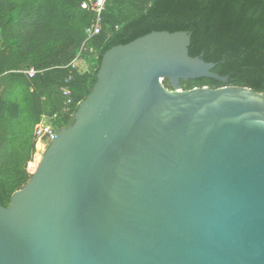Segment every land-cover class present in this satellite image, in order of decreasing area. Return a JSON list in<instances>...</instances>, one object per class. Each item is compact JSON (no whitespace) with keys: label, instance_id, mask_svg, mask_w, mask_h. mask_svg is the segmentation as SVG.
Segmentation results:
<instances>
[{"label":"water","instance_id":"water-1","mask_svg":"<svg viewBox=\"0 0 264 264\" xmlns=\"http://www.w3.org/2000/svg\"><path fill=\"white\" fill-rule=\"evenodd\" d=\"M190 40L152 31L102 55L0 204V264H264V93L227 84ZM201 77L223 85H180Z\"/></svg>","mask_w":264,"mask_h":264},{"label":"trees","instance_id":"trees-1","mask_svg":"<svg viewBox=\"0 0 264 264\" xmlns=\"http://www.w3.org/2000/svg\"><path fill=\"white\" fill-rule=\"evenodd\" d=\"M84 0H0V204L29 180L37 165L35 131L43 116L54 127L61 114V88L73 106L96 82L102 55L152 31H187L191 56L215 63L212 72L229 85L264 93V0H108L100 32L87 37L94 15ZM79 56L85 68L69 64ZM38 72L28 77L24 72ZM42 71V72H39ZM70 77L68 83L66 80ZM168 86V80H165ZM183 89L222 86L208 77L181 80ZM6 148L3 154L1 148ZM29 162L33 163L30 166Z\"/></svg>","mask_w":264,"mask_h":264},{"label":"built area","instance_id":"built-area-1","mask_svg":"<svg viewBox=\"0 0 264 264\" xmlns=\"http://www.w3.org/2000/svg\"><path fill=\"white\" fill-rule=\"evenodd\" d=\"M108 0H84L81 2V8L91 12L94 15V19L91 22L90 26L86 28L85 32L87 37H92L100 32L101 29V14L104 9L105 3ZM81 58L79 56L75 57L71 62L70 66L72 68H77L78 67V61ZM28 77H33L38 71L35 70L34 68H30L26 71H24ZM42 72V71H39ZM70 80V77L66 80V83H68ZM62 96H63V102L61 106L60 113L67 115L72 118L74 111H75V106H73V101H72V90L68 85H65L61 88ZM57 116H43L39 122V124L36 127L35 131V136L36 140L39 143L43 144V150L45 147L48 145V143L51 141L53 136L55 135L57 130V127H54L52 125V121L55 119ZM45 120L50 122V125L45 128L44 127V122ZM43 150H40L37 155L34 157V161H38L39 158V153H41Z\"/></svg>","mask_w":264,"mask_h":264},{"label":"rangeland","instance_id":"rangeland-1","mask_svg":"<svg viewBox=\"0 0 264 264\" xmlns=\"http://www.w3.org/2000/svg\"><path fill=\"white\" fill-rule=\"evenodd\" d=\"M79 66L81 67V69H82L83 67L85 68V63H84L83 60H81V59L78 61V67H79ZM49 125H50V122L47 121V120H45V122H44V127L47 128ZM1 150H2V153H3V154L6 153V148H5V147L1 148ZM29 164H30V166H33V163H32V162H29Z\"/></svg>","mask_w":264,"mask_h":264},{"label":"crops","instance_id":"crops-1","mask_svg":"<svg viewBox=\"0 0 264 264\" xmlns=\"http://www.w3.org/2000/svg\"><path fill=\"white\" fill-rule=\"evenodd\" d=\"M37 148H38V152H39L40 150H43V144H42V143H39L38 146H37ZM38 152H37V153H38ZM37 153L35 154V156L37 155ZM35 156H34V157H35Z\"/></svg>","mask_w":264,"mask_h":264}]
</instances>
